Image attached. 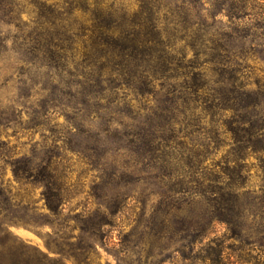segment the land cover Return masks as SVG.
Segmentation results:
<instances>
[{
  "label": "trees",
  "instance_id": "trees-1",
  "mask_svg": "<svg viewBox=\"0 0 264 264\" xmlns=\"http://www.w3.org/2000/svg\"><path fill=\"white\" fill-rule=\"evenodd\" d=\"M6 19L23 89L40 86L28 128L49 134L30 154L1 140L0 156L65 222L49 220L47 251L14 235L33 207L0 174V264H100L97 244L133 204L157 264H264V0H0ZM1 89L0 128L20 124L26 104ZM90 173L83 208H68ZM130 235L142 264V221Z\"/></svg>",
  "mask_w": 264,
  "mask_h": 264
},
{
  "label": "rangeland",
  "instance_id": "rangeland-1",
  "mask_svg": "<svg viewBox=\"0 0 264 264\" xmlns=\"http://www.w3.org/2000/svg\"><path fill=\"white\" fill-rule=\"evenodd\" d=\"M125 4L135 5L136 0H118ZM20 2V1H19ZM21 1V5L26 13H23L22 19L24 21H29L32 14V6L27 4V2ZM0 34L2 37H7L8 40L6 45L8 47V51L4 54V57L0 56V88L1 95L8 96L15 100L16 102H23L25 106H16L18 110V119L20 124H11L9 128H0V141H8L11 145H16V148L19 152H25L30 154L33 149V145L35 143L40 144L43 143V136L49 134L44 128H34L30 129L31 110L28 109L31 106V103H35V101L39 98L38 95H35L34 92L38 86L31 90L30 95L26 93L24 88V83H21V80H26V75H22L19 70H14V67L17 66L14 64V60L12 56H14V52L11 51L13 44L15 42L16 36L19 34V30L17 26L13 22H9V19H6V22H0ZM8 58V59H7ZM14 66V67H13ZM13 67V68H11ZM24 92V93H23ZM57 122L62 123L64 121V117H58L56 119ZM72 162L77 161L76 156H71ZM5 158L0 156V174L3 177V180L6 184L13 188L14 193L17 194L18 199L23 200L24 204L26 202L31 203L32 210L27 211H17L16 214L20 220H25L31 222V225L25 224H13L10 229L14 235L18 236L21 239H24L30 242L33 245L40 247L43 250H46L44 238L53 231V227L51 223H49L50 219H53L56 223L55 228H58L60 224H64L65 216L52 218L49 216L48 210L45 208L44 200L42 198L41 192L42 187L39 184L33 183H20L18 182L12 173V169L9 165L5 164ZM78 162H76L77 164ZM73 170L74 177H76L78 170H80V166L74 165ZM91 173L89 175V180L87 181L84 192L77 196L72 202L71 205H67V207H72L76 203H79L76 211H81L83 208V204L87 200V191L91 188ZM151 203L148 204L147 210L150 209ZM92 208L95 207L93 203L91 205ZM75 211V212H76ZM141 204H133L131 210L125 212L121 219L118 221L117 227L113 230V233L109 232L108 236L105 237V241L108 242L107 246L97 244L98 248V259L96 260L100 264H139V256L136 255L135 250H139L136 246V237H132L131 231L134 229L136 225H138L142 221V264H157L154 259H147V251L150 250V244L147 243L146 240L148 236H144V230L147 229L144 226L146 223V219L148 216H141ZM73 218V217H71ZM69 224L71 226H76L72 229L73 234L75 236H79L82 238L89 237L88 233L84 232L79 223H76L73 219H69ZM78 224V225H77ZM223 226H218V229L223 231ZM106 230H111L110 227H107ZM119 239L122 240L125 248L130 247L128 253L122 254L119 251V245H114V242H118ZM136 246V247H135ZM157 247V246H156ZM154 247V248H156ZM52 256H59L55 253H50ZM67 264H74L73 261L69 258H65ZM161 264H186V262L180 257H175L172 261L167 260Z\"/></svg>",
  "mask_w": 264,
  "mask_h": 264
}]
</instances>
